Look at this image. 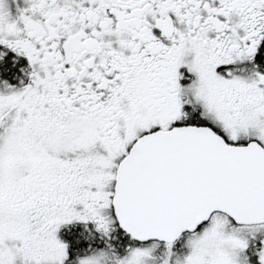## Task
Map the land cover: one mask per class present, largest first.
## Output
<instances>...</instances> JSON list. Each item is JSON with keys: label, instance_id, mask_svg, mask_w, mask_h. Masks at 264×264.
<instances>
[{"label": "snow or ice", "instance_id": "1", "mask_svg": "<svg viewBox=\"0 0 264 264\" xmlns=\"http://www.w3.org/2000/svg\"><path fill=\"white\" fill-rule=\"evenodd\" d=\"M0 264H264V0H0Z\"/></svg>", "mask_w": 264, "mask_h": 264}]
</instances>
